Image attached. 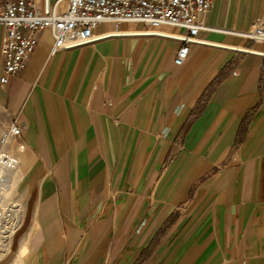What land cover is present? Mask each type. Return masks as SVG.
Here are the masks:
<instances>
[{"label": "crops", "instance_id": "crops-1", "mask_svg": "<svg viewBox=\"0 0 264 264\" xmlns=\"http://www.w3.org/2000/svg\"><path fill=\"white\" fill-rule=\"evenodd\" d=\"M199 18L181 65L184 29L105 21L54 55L40 32L0 84V138L20 129L0 144L25 192L20 264H264V42L245 36L264 0Z\"/></svg>", "mask_w": 264, "mask_h": 264}, {"label": "built area", "instance_id": "built-area-1", "mask_svg": "<svg viewBox=\"0 0 264 264\" xmlns=\"http://www.w3.org/2000/svg\"><path fill=\"white\" fill-rule=\"evenodd\" d=\"M213 0H68L67 8L57 13L48 0H0V58L2 74L0 84L5 85L17 75L37 44V35L49 30L52 36L50 54L85 46L93 41V29L100 23L111 21L141 23L147 27L144 34H157V29L170 26L184 29L186 34L173 36L180 43L174 64L181 65L189 46L196 43L202 24L200 15L206 13ZM249 39L264 42V28L256 27L245 34ZM20 129L11 126L0 138L7 144L17 138ZM18 148L21 150L22 146ZM17 164L15 157L0 150V171H9Z\"/></svg>", "mask_w": 264, "mask_h": 264}, {"label": "rangeland", "instance_id": "rangeland-1", "mask_svg": "<svg viewBox=\"0 0 264 264\" xmlns=\"http://www.w3.org/2000/svg\"><path fill=\"white\" fill-rule=\"evenodd\" d=\"M15 171L16 167L0 175V264H20L16 251L29 225L23 217L21 221V216H25V192L21 176Z\"/></svg>", "mask_w": 264, "mask_h": 264}, {"label": "bare ground", "instance_id": "bare-ground-1", "mask_svg": "<svg viewBox=\"0 0 264 264\" xmlns=\"http://www.w3.org/2000/svg\"><path fill=\"white\" fill-rule=\"evenodd\" d=\"M4 173V171H0V175H2ZM2 193V192H1ZM1 214V213H0ZM1 216H2V214H1ZM3 218H4V216H3ZM12 220V219H11ZM5 231V230H4Z\"/></svg>", "mask_w": 264, "mask_h": 264}]
</instances>
